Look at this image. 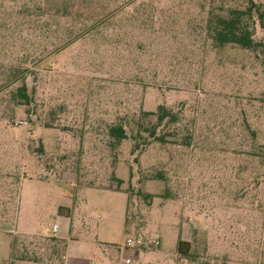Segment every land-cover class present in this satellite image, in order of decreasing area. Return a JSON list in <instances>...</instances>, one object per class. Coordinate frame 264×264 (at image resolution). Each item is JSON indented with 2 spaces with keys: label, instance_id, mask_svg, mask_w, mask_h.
I'll list each match as a JSON object with an SVG mask.
<instances>
[{
  "label": "rangeland",
  "instance_id": "rangeland-1",
  "mask_svg": "<svg viewBox=\"0 0 264 264\" xmlns=\"http://www.w3.org/2000/svg\"><path fill=\"white\" fill-rule=\"evenodd\" d=\"M245 6L135 0L104 25L97 1L73 0L66 33L51 22L49 38L25 43L51 50L75 25L94 27L28 64L30 106L2 87L15 56L0 51V264L19 262L13 239L56 259L43 235L66 241V264H264V60L208 33L209 18ZM159 106L176 122L143 114ZM115 125L127 135L118 145Z\"/></svg>",
  "mask_w": 264,
  "mask_h": 264
},
{
  "label": "trees",
  "instance_id": "trees-1",
  "mask_svg": "<svg viewBox=\"0 0 264 264\" xmlns=\"http://www.w3.org/2000/svg\"><path fill=\"white\" fill-rule=\"evenodd\" d=\"M89 2V0H85ZM101 6L97 23H103L109 25L114 17L123 12L124 9L130 6L135 0H95ZM118 1L116 7H112L114 3ZM73 5V0H0V15H2L0 28L5 29L6 35L3 37L5 43H0V51L10 52L15 57L12 63L8 67V75L5 78L6 83L2 87H12L14 89L10 91L11 100L19 106H30L33 102L34 89L31 87L29 91L27 76L31 74L32 70L28 66L30 62H34L39 56L47 57L53 53L66 49L70 44L79 39L82 35L87 33V30L94 26H74L72 31L66 36L60 35V41L53 46V49L48 50L46 46L43 49L38 47L28 46L25 43L27 40L30 43L31 40H36L39 43L49 38L50 26L54 22L59 27L63 21L70 20V13L68 8ZM4 15L6 17H4ZM126 19L132 17L131 14L125 15ZM78 22V20H75ZM52 22V23H51ZM258 24L261 29L264 30V5L256 3L254 0H246V6L232 7L225 11V13L217 14L214 17L209 18L208 33L210 39L216 48H222L226 45H236L242 49L256 52L258 56L264 60V44L254 38L253 27ZM66 33V27H61V31ZM64 33V34H65ZM47 35V36H46ZM20 45V50H14L16 46ZM16 54V55H15ZM146 116H156L158 123H162L164 120L168 122H176L177 115L171 111H168L165 107L159 106L157 112L143 113ZM108 135L111 138L114 145H118L122 140L127 138L125 129L121 125L110 126L108 128ZM150 136L164 142L163 137H155V132L151 131ZM117 185V190L122 184L121 179L116 177L112 178ZM95 184V183H94ZM93 184V185H94ZM7 187V191L15 188ZM95 186L99 187L95 184ZM104 191L112 190L113 188L99 187ZM6 191V192H7ZM8 193V192H7ZM10 194V193H8ZM12 195V194H11ZM13 196V195H12ZM148 198L149 195H146ZM61 207L58 208V214L60 215ZM69 217V215H64ZM24 235V234H23ZM19 235L18 237H21ZM41 237V236H39ZM44 240L50 243L52 249H57L56 259L51 258L46 262L38 261L29 256L25 247L18 251L15 249V240L11 244V253L15 254L19 262H26L29 264H64V257L66 251V242L59 240L55 237H47ZM24 243V241H23ZM60 246L61 252L58 251ZM191 245L190 243L182 240H178L177 253L181 257L188 258L190 256Z\"/></svg>",
  "mask_w": 264,
  "mask_h": 264
},
{
  "label": "built area",
  "instance_id": "built-area-1",
  "mask_svg": "<svg viewBox=\"0 0 264 264\" xmlns=\"http://www.w3.org/2000/svg\"><path fill=\"white\" fill-rule=\"evenodd\" d=\"M56 230H57V226L54 225V226H53V232H56ZM154 244H155V245H158L159 242H158V241H155ZM128 245H130V240H128ZM123 261H124V264H131L133 260H132L131 258H124Z\"/></svg>",
  "mask_w": 264,
  "mask_h": 264
},
{
  "label": "water",
  "instance_id": "water-1",
  "mask_svg": "<svg viewBox=\"0 0 264 264\" xmlns=\"http://www.w3.org/2000/svg\"><path fill=\"white\" fill-rule=\"evenodd\" d=\"M52 183H53L55 186L61 188V189L64 190V191H67V192H71V191H72L71 187L66 186V185H63L62 183L54 182V181H53Z\"/></svg>",
  "mask_w": 264,
  "mask_h": 264
},
{
  "label": "crops",
  "instance_id": "crops-1",
  "mask_svg": "<svg viewBox=\"0 0 264 264\" xmlns=\"http://www.w3.org/2000/svg\"><path fill=\"white\" fill-rule=\"evenodd\" d=\"M57 214H58V210H57ZM59 215V214H58ZM66 218H68V217H66ZM43 236H46V235H43ZM57 239H59V238H57ZM59 240H61V239H59ZM179 240H181V239H179ZM64 241V240H63ZM183 241V240H182ZM66 242V241H65ZM66 250H67V243H66ZM9 254H11V246L9 247ZM15 264H29V263H26V262H17V263H15ZM64 264H66V251H65V257H64Z\"/></svg>",
  "mask_w": 264,
  "mask_h": 264
}]
</instances>
